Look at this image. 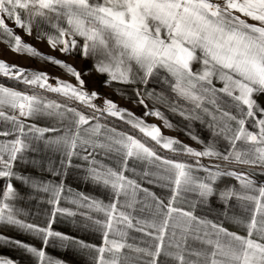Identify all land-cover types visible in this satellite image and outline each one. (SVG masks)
I'll return each instance as SVG.
<instances>
[{"label": "snow or ice", "instance_id": "obj_1", "mask_svg": "<svg viewBox=\"0 0 264 264\" xmlns=\"http://www.w3.org/2000/svg\"><path fill=\"white\" fill-rule=\"evenodd\" d=\"M5 17L26 35L31 36L35 27L36 39L46 40L53 51L64 55L79 52L85 59H94L96 72L107 76L106 87L113 83L146 86L162 78L173 94L171 102L163 93L142 92L139 87L134 90V103L145 109L144 116L155 117L172 129L174 125L158 108L150 109L146 100L164 104L186 121L206 124L213 137L228 142V150L222 153L209 142L197 151L164 136L159 126L147 124L112 100L104 99L99 107L95 103L99 94L85 89L80 72L25 43L7 26ZM45 26L52 31H46ZM0 40L13 53L58 66L76 81L74 85L56 78L53 85L45 72L0 61V76L67 101L0 84V137L5 138L0 139V180L4 181L0 225L33 235L44 247L38 249L3 235L0 243L25 250L37 264H64L44 250L52 239L59 240L61 246L95 249V264H264V185H257L248 173L225 170L218 163H201L207 158L264 169V108L254 98L264 95V0H0ZM195 64L199 68L194 69ZM217 83L222 86L216 87ZM73 103L93 114L73 107ZM40 117L52 118L61 127L27 122ZM107 118L130 126L146 140L103 123ZM250 122L257 131L249 130ZM57 132L63 134L46 135ZM187 135L204 144L190 131ZM147 140L173 154L195 157V163L162 157ZM56 154L61 157L59 167L52 158ZM98 156H118L120 166L110 167ZM74 157L85 162L87 181L110 190L108 203L79 192L66 197L63 179L56 183L34 175L39 171L65 176ZM130 159L158 169L145 170L143 176L154 177L148 183L162 182L170 192L167 203L125 175ZM199 172L205 175H197ZM221 177L236 180L239 187L220 188L217 182ZM13 181L49 197L53 209L46 227L20 218L26 213L16 207L21 195ZM67 191L72 192L70 188ZM213 198L223 206L219 215L245 235L229 231L224 220L196 214L198 207H207ZM62 199L85 211L60 207ZM233 201L242 215H229ZM145 209L148 216L135 215ZM57 214L84 217L102 232L103 245L97 247L54 231ZM131 231L148 239L130 243ZM0 264L14 262L0 258Z\"/></svg>", "mask_w": 264, "mask_h": 264}, {"label": "rangeland", "instance_id": "obj_2", "mask_svg": "<svg viewBox=\"0 0 264 264\" xmlns=\"http://www.w3.org/2000/svg\"><path fill=\"white\" fill-rule=\"evenodd\" d=\"M214 3H222V0H213ZM236 15H239L238 13ZM242 19H247L245 17H241ZM247 22L252 24L256 23L250 19H247ZM5 23L9 28H11L16 35H19L22 40L32 45L37 49L40 53L53 56L58 60H62L65 63L71 65L74 69L81 73L82 79L85 82V89L91 93L93 91L97 92L100 96V99L95 101V103L99 107H103V100L109 99L114 101L120 108L128 109L133 112L137 117H142L147 124H155L160 127L161 132L166 137H172L179 140L182 144L187 145L197 151H202L204 145L209 142H214L215 147L218 151L224 153L228 150V143L222 137L220 146L216 145L218 137H213L211 131L207 128L206 124H201L199 121H186L181 116L174 114L169 110L167 106L164 104H153L151 100H146L148 107L151 109L153 107L158 108L163 115L174 125L172 129L165 128L163 122L161 120L156 119L151 116H144L145 109L134 103L135 97V88L139 87L142 92H154V93H163L165 96L169 97V102L173 99V94L166 84L163 83L162 78H157L151 80L146 86L145 85H120L113 83L111 86H105V81L107 80L106 75H102L97 73L94 67L95 60L92 58L85 59L82 57L79 52L73 53L71 55L61 54L59 51H53L46 40L38 41L36 39V29L33 28V34L31 36L26 35L24 31L20 28H17L12 19H8L5 17ZM46 31H52L50 28L45 26ZM79 39V38H78ZM0 61H4L9 65H15L19 68H23L31 71H39L45 72L51 78L50 83L55 85L56 78H59L62 81H66L71 84H76L74 77L69 76L58 66L49 64L45 61H41L38 58H31L27 55H18L13 53L7 44H5L2 40H0ZM199 68V64L194 65V69ZM86 73V74H85ZM166 75V74H162ZM0 84H3L8 87L15 88L20 91H28L30 94L35 92L39 93L43 96H46L50 99L59 100L61 102L64 101L62 97L57 96L56 94L45 92L39 88H28L24 84L18 83L15 80L8 79L7 77L0 76ZM222 85L217 83L216 87H221ZM259 106L261 108L264 107V97L262 95H256L254 97ZM73 107L80 108L81 111L92 115L90 109L83 108L82 106L73 103ZM263 106V107H262ZM258 114V113H257ZM28 123H35L40 127H61L59 123L47 117H40L34 120L27 121ZM103 123L110 124L111 126H115L119 131L128 132L141 140H146L145 137L138 131H135L130 128V126L116 121L113 118H107L102 121ZM2 125L1 129L2 130ZM249 130H252V126L247 125ZM191 132L193 135L198 136L200 140L204 142V144L197 143L192 140L187 132ZM255 132V131H253ZM62 132L57 133H47V136H56L62 135ZM209 137H213L212 139H208ZM12 137H8L7 139H11ZM0 139H5L0 137ZM149 146L154 147L157 153L165 158L184 161L188 164H194L196 158L190 157L186 155H177L171 152H168L158 145H154L150 140L146 141ZM55 162V166L59 167L60 155L56 154L53 157ZM97 159L103 160V162L113 168L120 166V158L118 156H112L111 158H105L103 156H98ZM159 163V162H156ZM201 163L204 165L211 164H221V166L225 170H234L236 172H244L251 169H259L258 167H249L246 165H237V164H225L222 161H209L207 158H202ZM73 167L67 169V174L62 177H52L50 173L44 172L40 173L39 171L35 172L34 175L37 177H42L43 179H50L56 183H59L61 179H63L66 189L64 195L66 197L71 198V194L67 191V189H71L72 192L84 193L86 195L92 196L94 198L103 200L105 203H108L112 198V193L110 190L105 189L103 187L94 185L90 181L85 179L84 167H86L85 162L82 159L73 158L72 161ZM76 165H80L81 167H76ZM129 171L125 172V175L129 176L132 179L137 180L138 183L142 185V187L149 189L153 192L157 197L167 203V199L170 196V192L167 188L161 186L162 182L156 183H148L149 179H154V177H144L143 172L145 170H150L153 172L158 171L155 166H150L146 162L137 161L134 159H130L127 165ZM18 171L20 168L17 169ZM28 174V173H25ZM201 174V172L197 173V175ZM68 179H67V178ZM230 178V177H229ZM14 185L17 189L20 190L21 198L16 201V207L23 209L26 215L21 216V219H25L29 223H35L42 227L47 226V221L51 217V212L53 209V205L48 203L49 197L46 194L37 195L32 192L31 189L22 187L21 184L17 181H13ZM228 186H230V181L228 183L225 182ZM4 181L0 180V189L3 188ZM139 196L143 198V193H140ZM123 199V197L121 198ZM183 206V205H180ZM60 207L70 208L78 213L81 211H85L84 209H77L75 205L68 202L67 199H62L60 202ZM139 208V206H137ZM198 213V212H196ZM200 213V212H199ZM96 215V214H93ZM135 215L138 216H148L149 210L145 209L143 213L137 211ZM97 218L103 219L102 216H97ZM54 231L64 233L70 237H75L78 240H82L87 244L95 245L97 247L103 245V235L101 231H98L96 226L92 225L91 222L85 221L84 217L81 215H76L75 217H68L65 215L57 214L55 218V222L52 225ZM0 235L5 237H9L13 240H21L26 244L32 245L36 248H42V241L31 235L24 233L14 227L0 225ZM135 238V239H133ZM148 237L143 236L142 233L131 231L130 232V243L140 244L142 240H147ZM46 254L52 257L54 260L63 261L64 264H95V257L97 253L95 249H81L76 246H61V242L57 239L50 240L49 245L44 249ZM0 258L10 259L14 262V264H37V259L33 257L31 254L27 253L25 250L20 249L11 244L0 243Z\"/></svg>", "mask_w": 264, "mask_h": 264}, {"label": "crops", "instance_id": "obj_3", "mask_svg": "<svg viewBox=\"0 0 264 264\" xmlns=\"http://www.w3.org/2000/svg\"><path fill=\"white\" fill-rule=\"evenodd\" d=\"M264 97V95H262ZM263 107V106H262ZM264 108V107H263ZM259 116V113L257 114ZM249 126H251V122L248 124ZM0 129H1V125H0ZM250 131H257V129L252 128V130L250 129ZM218 137V136H217ZM213 137H209L208 139H212ZM219 141H221V138L218 137L217 139V143L216 145L220 146V143H218ZM228 143H225V145H227ZM229 148V146H228ZM264 172V169L259 168L256 170L255 169H251V170H247L244 171L243 173H248L251 178L256 182L257 185H264V175H261L260 173ZM205 174L203 172H201V174H199V176L203 177ZM67 178V177H66ZM68 179V178H67ZM229 183L230 181V186H236L237 188L239 187L238 182L232 178L229 177H221L220 180L217 182L218 186L220 188L226 187L228 186L225 182ZM72 193H77L75 192H71L69 194L72 195ZM234 207L232 209V211L229 213V215L232 214H236V215H242V211L241 209L236 205L235 201L232 202ZM223 206L220 204L219 200L216 198H213L212 202L210 203V205H208L207 207L204 206H200L197 208L198 213H196L197 215L200 216H207V218L211 219V220H224V218L222 216H220V212L222 211ZM200 212V213H199ZM224 226L229 230V231H234V232H238L241 235H245L246 233L241 230L237 225L233 224L232 222H230L229 220H224Z\"/></svg>", "mask_w": 264, "mask_h": 264}]
</instances>
